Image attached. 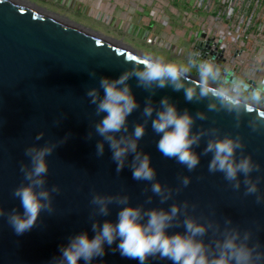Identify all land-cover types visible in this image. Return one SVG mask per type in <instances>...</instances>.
I'll list each match as a JSON object with an SVG mask.
<instances>
[{
    "label": "water",
    "instance_id": "water-1",
    "mask_svg": "<svg viewBox=\"0 0 264 264\" xmlns=\"http://www.w3.org/2000/svg\"><path fill=\"white\" fill-rule=\"evenodd\" d=\"M148 55L25 0H0V207L22 211L12 190L23 179L19 164L28 162L23 149L33 143L55 142L67 134L66 141L47 157L45 186L56 184L60 189L52 193L53 213H41L35 226L22 235H16L0 218V264H49L50 258L59 255V246L67 242L70 234L87 231L91 237L89 201L93 191L127 192L129 203L144 207L167 208L173 202L169 200L161 205L158 197L145 191L146 182L132 179L129 168L124 167L117 173L107 143L103 155H95V144L101 137L95 134L93 125L99 117L94 105L88 103L85 90L98 86L100 76L115 78L132 64H141ZM90 72L95 75L90 76ZM192 75L195 78V73ZM129 83L140 104L128 117L131 130L133 122L144 119L141 109L147 92L137 87L134 79ZM164 95L176 102L179 109L187 108L192 113L197 109L207 111L206 101L188 103L182 92H173L167 87L156 90L153 104H158ZM207 114L208 119L197 120L193 130L212 126L214 121L221 134L239 132L245 152L250 153L264 171V129L251 132L243 121L237 129L232 115L224 111H208ZM249 115L264 119V108L254 106ZM38 131L44 132L40 141L34 139ZM89 132L92 133L90 139L87 138ZM156 139L149 122L139 147L150 154L156 178L162 184L175 186L179 174L191 177L189 185L175 194L176 203L188 200L196 205L190 209L193 216H209L221 222L223 217L229 216L241 228H255V221L260 226L256 235L264 242V206L256 205L252 196L243 197L234 192L221 173H209L208 156H202L189 173L157 151ZM203 143L204 138L197 152L203 148ZM260 188L264 191V182ZM147 196H152L150 204L145 203ZM115 213L116 206L110 205L108 217L96 218L114 221ZM172 230L182 231L183 228L181 225ZM92 264L101 262L98 258ZM102 264L137 262L106 247ZM148 264L171 262L150 260Z\"/></svg>",
    "mask_w": 264,
    "mask_h": 264
},
{
    "label": "clouds",
    "instance_id": "clouds-1",
    "mask_svg": "<svg viewBox=\"0 0 264 264\" xmlns=\"http://www.w3.org/2000/svg\"><path fill=\"white\" fill-rule=\"evenodd\" d=\"M260 60H264V49ZM132 79L147 95L141 109L144 119L133 122L129 130L128 117L140 108L129 83ZM166 87L182 92L188 103L206 101L207 111L197 109L192 113L187 108L179 109L167 95L161 96L154 105L152 97L156 90ZM85 96L99 117L93 125L95 134L101 137L96 141L95 155L102 156L107 143L117 173L124 167L129 168L132 179L146 182L145 191L158 197L161 205L169 200L173 202L167 208L144 207L129 203L127 192L93 191L89 201L91 237L87 231L70 234L67 242L59 246V255L50 258L49 264H79L80 261L92 264L98 258L102 264L106 247L137 264H148L150 260H165L171 264H264V242L256 235L260 226L255 221V228H241L229 216L223 217L222 222L209 216H193L190 209L196 207L194 203L174 200L175 194L189 185L191 177L179 174L175 186L162 184L156 178L150 154L139 147L145 125L150 122L157 137L156 149L163 157L174 160L190 173L202 156H208L209 173H221L234 192L243 197L252 196L256 205L264 206V191L260 188L264 171L251 154L245 152L240 133L221 134L214 121L212 126L193 130L197 120L208 119V111L231 114L237 129L242 121L251 132L264 129V119L249 115L254 106L264 108V63L253 59L237 72L228 64L216 63L215 58H202L198 50L190 51L185 61L179 63L148 55L141 64H132L115 78L100 76L98 86L87 88ZM43 136L44 132L38 131L34 139L40 141ZM91 136L89 132L87 138ZM202 138L203 148L197 152ZM66 139L67 134L55 142L33 143L23 149L28 162L19 164L23 179L12 190L22 211L0 207V218L16 235L31 230L41 213H53L52 193L60 189L56 184L45 186L47 157ZM151 201L152 196H147L145 203ZM110 205L116 206L115 220H98L96 217L109 216ZM181 225L182 231H170Z\"/></svg>",
    "mask_w": 264,
    "mask_h": 264
},
{
    "label": "built area",
    "instance_id": "built-area-1",
    "mask_svg": "<svg viewBox=\"0 0 264 264\" xmlns=\"http://www.w3.org/2000/svg\"><path fill=\"white\" fill-rule=\"evenodd\" d=\"M161 9L175 10L184 30L177 52L183 59L192 50L202 58H215L237 72L253 59L259 63L264 49V0H156ZM172 5V6H171ZM152 17V14H150ZM168 16L162 15V28L169 31ZM183 33V32H182ZM146 42H154L148 35Z\"/></svg>",
    "mask_w": 264,
    "mask_h": 264
},
{
    "label": "crops",
    "instance_id": "crops-1",
    "mask_svg": "<svg viewBox=\"0 0 264 264\" xmlns=\"http://www.w3.org/2000/svg\"><path fill=\"white\" fill-rule=\"evenodd\" d=\"M37 5L49 6L50 10L64 13V4L78 11L82 17L109 19L115 26L128 29L133 36L141 40L152 35L155 42L152 46L165 53L175 54L176 46L166 39L162 26V15H166L165 8L155 0H25ZM152 14V17L150 16ZM64 15V14H63ZM176 28V27H175ZM171 31V29H169ZM181 62L183 57L174 55Z\"/></svg>",
    "mask_w": 264,
    "mask_h": 264
},
{
    "label": "rangeland",
    "instance_id": "rangeland-1",
    "mask_svg": "<svg viewBox=\"0 0 264 264\" xmlns=\"http://www.w3.org/2000/svg\"><path fill=\"white\" fill-rule=\"evenodd\" d=\"M30 2V1H27ZM155 0V4H156ZM38 7H41L47 11H51L55 14L61 15L75 23H78L86 28H89L92 31L98 32L102 35L108 36L110 38L116 39L121 41L122 43L131 46L134 49L149 53L152 56H160L163 57L166 61H175L177 63L181 62L180 60L176 59L174 55H180L181 57L183 56L182 54L175 52V54L172 53H165L162 50L156 49V46H152V43L155 42H146L145 38H141V40L137 39L133 34L128 30L124 29L121 27H117L114 25L113 22H111L109 19H96L93 17H82V14H79L78 11L74 12L70 6L67 4H64V15L60 14L57 11L50 10L48 5L47 6H42V5H37L36 3L30 2ZM172 6V5H171ZM166 10V16H168V21L167 24L170 26L168 27L171 29V31H166V34L163 36L166 37L167 40H169L171 43H174L177 45L178 43H181L183 35H184V30L179 27L180 26V20L179 16L175 15V10L172 7L169 9L167 6L165 7ZM176 27V28H175ZM183 32V33H182ZM177 51V47H176ZM193 73L195 71L193 70Z\"/></svg>",
    "mask_w": 264,
    "mask_h": 264
}]
</instances>
